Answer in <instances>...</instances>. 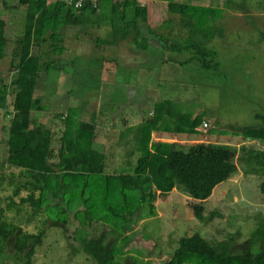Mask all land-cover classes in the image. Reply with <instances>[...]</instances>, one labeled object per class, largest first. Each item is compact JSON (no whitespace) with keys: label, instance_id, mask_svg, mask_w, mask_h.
I'll return each instance as SVG.
<instances>
[{"label":"trees","instance_id":"obj_1","mask_svg":"<svg viewBox=\"0 0 264 264\" xmlns=\"http://www.w3.org/2000/svg\"><path fill=\"white\" fill-rule=\"evenodd\" d=\"M164 1L169 18L189 22L187 45L191 51L186 60L205 71H216V53L210 42L221 31L207 22L196 26L191 21L195 16H209L216 8L200 9L175 0ZM103 3L107 11L103 10ZM3 6L8 7L6 3ZM20 6L25 7L24 25L22 34L12 38L16 42L10 54L12 78L7 82L0 75V109L10 117L0 157V191L9 190L0 197V254L11 256L16 264H33L48 228L64 231L74 222L75 254L92 259L94 264H139L137 256L119 257L127 241L123 239L120 250L118 240L138 220L154 215L157 197L166 196L173 189L181 191L188 196L194 216L205 222L211 216L205 215L204 202L215 186L237 171V162L260 175L259 191L264 197V150L245 144L236 155V148L228 143L197 141L185 146L153 139V134L157 138L164 134L206 135V117L187 102L156 100L152 114L135 127L121 117L125 128L120 135L132 147L125 153L136 151L139 156L131 170L112 173L106 171L107 153L98 143L94 113L83 118L79 109L67 107L64 113L52 115L55 130L31 115L45 108L41 97L34 95L38 78L43 72L61 68L50 56L66 50L64 29L106 23L109 36L96 39L98 45L126 42L144 51L149 42L141 37L138 24L147 26L150 12L146 3L99 0L96 7L86 3L74 9L65 0H17L12 8ZM8 26L0 11V59L5 57L10 41ZM197 30L203 34L202 40L195 39ZM167 39L161 44H167ZM178 40L179 37L171 44L179 45ZM33 48L37 54H32ZM40 54L47 55L48 61ZM259 116L261 125L243 127L236 133L245 140L264 142V116ZM262 219L241 248L236 247L238 234L212 242L193 232L181 236L172 256L161 264H264V214ZM29 224L32 229H27ZM96 225L107 228L109 233L94 234Z\"/></svg>","mask_w":264,"mask_h":264},{"label":"rangeland","instance_id":"obj_2","mask_svg":"<svg viewBox=\"0 0 264 264\" xmlns=\"http://www.w3.org/2000/svg\"><path fill=\"white\" fill-rule=\"evenodd\" d=\"M16 3L17 0H0V11L9 25L10 41L5 57L0 59V75L7 82L12 78L10 54L16 47L14 39L22 34L24 23L25 7L12 8ZM212 5L217 8L207 11L209 16L202 15V19L195 16L192 20L197 19L202 25L207 22L221 31L212 43L218 63L216 71H205L195 62L189 63L180 53H172L167 61L170 70L164 74L153 64L150 54L149 59L142 50L126 42L98 45L96 38L109 36L106 23H99V27L94 23L67 27L63 30L66 50L61 55L50 56L61 68L43 72L36 82L34 95L41 97L45 108L41 112L33 111L31 115L55 130L52 115L64 113L67 107L79 109L83 118L94 113L98 143L107 153L108 173L134 167L139 153H125L132 147L118 135V128L121 129L118 120L132 117L152 100H185L193 105L195 112L206 117L209 128L204 131L202 125L199 128L206 136L183 137L178 142L182 145L207 140L209 135L217 136L215 141L220 143L239 142L241 136L236 131L261 125L259 115L264 116V0H213ZM103 10L107 11L105 3ZM198 13L202 14L201 11ZM161 14L157 12L155 17L160 18ZM162 40L166 38L163 37L160 43ZM46 49L47 45H44L42 51ZM37 53L33 48L32 54ZM40 57L48 61L47 55L40 54ZM182 61L183 65H180ZM10 100L11 96L9 105ZM8 119L10 117L0 109V157L5 148L2 140L7 134ZM104 119L108 121L104 122ZM241 147H235L238 153ZM255 147L264 150V142L260 141ZM237 163V171L215 186L204 202L205 215L211 216L210 219L198 220L188 206V196L177 189L166 196L160 195L154 203V215L138 220L119 237L120 250L123 239L127 241L119 257L137 256L139 264H161L172 256L178 239L193 232L212 242L238 234L236 247L241 248L263 220L264 197L259 191L260 175ZM7 193L9 190L0 191V197ZM74 226L73 222L64 231L58 227L48 228L33 264H94L92 259H84L82 254L73 252L72 247L76 244ZM27 229L32 226L29 224ZM92 231L94 234L109 233L101 225H96ZM0 264L16 263L11 256L7 258L1 253Z\"/></svg>","mask_w":264,"mask_h":264},{"label":"crops","instance_id":"obj_3","mask_svg":"<svg viewBox=\"0 0 264 264\" xmlns=\"http://www.w3.org/2000/svg\"><path fill=\"white\" fill-rule=\"evenodd\" d=\"M137 1L139 2V4H145L146 3V5L149 9V12H150L149 19L147 20V26L145 24H142V23L138 24L141 27L140 28L141 37H146L148 39V42H149L148 49L144 50V51L142 50V51L145 55L147 54L148 58H149L148 54H150L152 59H154L153 64L158 65V67L162 69L163 73L167 74V71L170 70L169 69L170 65L167 62L169 55H171L172 53L173 54L180 53L181 56H183L186 59L190 56L189 53L191 50L189 49V47L187 45V42L189 41V39H188V34H189V31H188L189 24L188 23L189 22H186V21L182 22L178 18H169L168 13H167V1H164V0H137ZM175 1L187 4V5L197 6L200 9L201 8H208V9L214 8V6L212 5L213 0H175ZM221 3L224 4L225 1H222ZM216 8H217V6H216ZM157 12L162 13L160 18L155 17ZM191 21H193L196 26L199 25L197 19L191 20ZM23 25H24V23H23ZM107 30L110 31V28L108 25H107ZM22 31H23V29L21 30V33H22ZM200 32H201L200 30L196 31V35H197L196 39L202 40L203 34ZM162 37L168 38L167 44L163 45L160 43ZM177 37H179V40H178L179 45H177V44L172 45L171 44L172 41H173V43L177 42ZM96 39H98V38H96ZM101 39H104V38H101ZM213 42H214V40H212L210 42V48H212L216 53V50L212 47ZM183 62L184 61H182L180 63V65H183ZM191 62H193V61H190L189 63H191ZM163 76H164V80H166V78H165L166 75H163ZM156 85H158V84H156ZM155 101L156 100H152L148 104V106L144 105L145 107L142 108V111L135 113L132 117H130V118H127V116L123 117L126 119V123H128V125H130L132 127L139 125L144 120L146 115L150 116L152 114V112H153L152 107H153ZM184 101L179 99L178 102H184ZM146 108H148V109L146 110ZM144 111H146V112H144ZM106 121H108V120L104 119V122H106ZM122 121L124 122V120H121V117H120V120H118V124L120 123L119 126L121 127V129L118 128V130H119L118 135L119 136H120V131H124V128H125V125L123 124ZM40 122L43 123L42 121H40ZM43 124H45V123H43ZM183 137H186V136L175 135V136L171 137L167 134H164L161 138H157L155 136V134H153L154 140H160V141H165V142H181L180 140ZM208 137L209 138H207V140H200V141L216 142L215 138H217V136H213V135L210 136L209 135ZM259 142L260 141H258V140H245L242 137H240L239 142H236L233 144L230 143V145L238 147L240 145L242 146L245 144H252L255 146V144H259ZM123 144H124V142H123ZM236 152H237L236 155H239V153H238L239 151L236 150ZM237 169H238V164H237ZM174 191H175V189H173L171 192H174Z\"/></svg>","mask_w":264,"mask_h":264},{"label":"built area","instance_id":"obj_4","mask_svg":"<svg viewBox=\"0 0 264 264\" xmlns=\"http://www.w3.org/2000/svg\"><path fill=\"white\" fill-rule=\"evenodd\" d=\"M99 0H65L66 4L74 9H80L86 3L91 4L92 6L96 7ZM207 123H203V127L206 128Z\"/></svg>","mask_w":264,"mask_h":264}]
</instances>
